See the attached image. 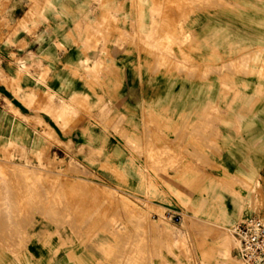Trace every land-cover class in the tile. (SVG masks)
Instances as JSON below:
<instances>
[{"label":"rangeland","instance_id":"374dc122","mask_svg":"<svg viewBox=\"0 0 264 264\" xmlns=\"http://www.w3.org/2000/svg\"><path fill=\"white\" fill-rule=\"evenodd\" d=\"M44 1L0 26V264H243L264 0Z\"/></svg>","mask_w":264,"mask_h":264},{"label":"built area","instance_id":"2783aa9c","mask_svg":"<svg viewBox=\"0 0 264 264\" xmlns=\"http://www.w3.org/2000/svg\"><path fill=\"white\" fill-rule=\"evenodd\" d=\"M234 254L243 264H264V217L252 216L232 230Z\"/></svg>","mask_w":264,"mask_h":264},{"label":"crops","instance_id":"0c3cea01","mask_svg":"<svg viewBox=\"0 0 264 264\" xmlns=\"http://www.w3.org/2000/svg\"><path fill=\"white\" fill-rule=\"evenodd\" d=\"M51 8L60 9V5L57 3L47 5L44 0H0V26H12L15 19H19V16L22 13H28L31 9L49 10ZM44 21L41 23L42 29H44L46 23ZM4 34L6 35L7 32ZM42 34L44 35V31ZM3 77L5 84L3 87L0 86V103H3L6 106V101L12 100V77L11 74L7 73L5 68L3 70Z\"/></svg>","mask_w":264,"mask_h":264}]
</instances>
